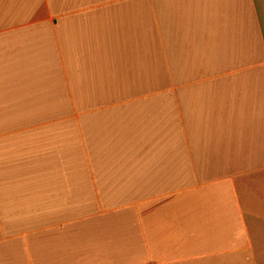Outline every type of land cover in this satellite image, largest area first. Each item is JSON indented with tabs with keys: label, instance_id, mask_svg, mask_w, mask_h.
Returning <instances> with one entry per match:
<instances>
[{
	"label": "crops",
	"instance_id": "obj_1",
	"mask_svg": "<svg viewBox=\"0 0 264 264\" xmlns=\"http://www.w3.org/2000/svg\"><path fill=\"white\" fill-rule=\"evenodd\" d=\"M0 264H264V0H0Z\"/></svg>",
	"mask_w": 264,
	"mask_h": 264
}]
</instances>
